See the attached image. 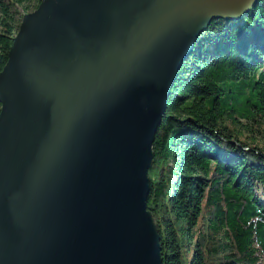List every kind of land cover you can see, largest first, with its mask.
<instances>
[{
  "label": "water",
  "instance_id": "1",
  "mask_svg": "<svg viewBox=\"0 0 264 264\" xmlns=\"http://www.w3.org/2000/svg\"><path fill=\"white\" fill-rule=\"evenodd\" d=\"M259 0H40L0 72V264H162L157 131L209 25Z\"/></svg>",
  "mask_w": 264,
  "mask_h": 264
},
{
  "label": "trees",
  "instance_id": "2",
  "mask_svg": "<svg viewBox=\"0 0 264 264\" xmlns=\"http://www.w3.org/2000/svg\"><path fill=\"white\" fill-rule=\"evenodd\" d=\"M39 3L0 0V72ZM152 150L162 264H264V0L200 35Z\"/></svg>",
  "mask_w": 264,
  "mask_h": 264
},
{
  "label": "rangeland",
  "instance_id": "3",
  "mask_svg": "<svg viewBox=\"0 0 264 264\" xmlns=\"http://www.w3.org/2000/svg\"><path fill=\"white\" fill-rule=\"evenodd\" d=\"M21 18H19V17H17V26H19V24H20V22H21V20H20Z\"/></svg>",
  "mask_w": 264,
  "mask_h": 264
}]
</instances>
